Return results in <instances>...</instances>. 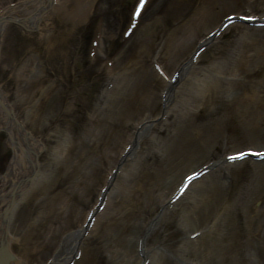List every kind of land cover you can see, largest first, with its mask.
Returning a JSON list of instances; mask_svg holds the SVG:
<instances>
[{
	"label": "rangeland",
	"instance_id": "obj_1",
	"mask_svg": "<svg viewBox=\"0 0 264 264\" xmlns=\"http://www.w3.org/2000/svg\"><path fill=\"white\" fill-rule=\"evenodd\" d=\"M127 1L0 0V99L28 130L0 133V172L11 169L0 186L29 174L13 165L15 142L37 150L32 174L54 196V212L19 205L21 252L41 264L66 245L57 264H264V156L228 159L264 149V0H145L138 17ZM85 224L71 255L61 232Z\"/></svg>",
	"mask_w": 264,
	"mask_h": 264
},
{
	"label": "bare ground",
	"instance_id": "obj_2",
	"mask_svg": "<svg viewBox=\"0 0 264 264\" xmlns=\"http://www.w3.org/2000/svg\"><path fill=\"white\" fill-rule=\"evenodd\" d=\"M78 13H79L78 11H74V12L71 11L70 14L71 15H74V14L77 15ZM78 16H80V15L78 14ZM10 106L11 105H9V109H8L7 104L2 99H0V116L3 119V121H2L3 124L7 128V129L4 128V130L0 129V133H2V132L6 133L7 132L8 135L6 134V136H7L6 137V141H8V137H9V139L13 142L15 140L13 138L12 133L10 132V129L8 128V127H10V124H12L14 122V120L12 119L13 117L10 114V112H11ZM3 109L6 112L4 117H3V114H2L3 113ZM6 116L9 117L10 120H8ZM10 121H12V123ZM15 122L18 123V121H15ZM19 123L21 124V126L23 128L22 122H19ZM27 132H28L27 129H24V131H23V129H21V133L22 134H20V135L22 136L24 133H27ZM26 142H28V141H26ZM26 146L29 148L27 150L28 152L23 153V150L25 149V147L24 146L21 147L19 144H15V142H14L13 147L15 148V150L17 152V153L15 152V154L17 155V159L15 160L13 165H17V162H18V160L20 158V160H22L20 165L22 166L23 163L24 164L25 163L28 164L27 166L30 168L28 170L29 174H32V172L35 171L34 166L37 165L36 160L38 159L39 153L37 152L36 149H32V147L30 145H26ZM248 149H250V148H248ZM238 152L239 151H237L235 153H238ZM23 158L25 160H23ZM13 165L10 166L12 168V170H14L13 168H15V167H13ZM35 168H36V166H35ZM3 169H4L3 170L4 173H5V169L8 170L6 172H9V170H11V169H9L8 164H6ZM29 174H25L23 176H20V174L17 173V175L19 176L18 178L27 179L28 182H32L33 183L32 186L28 189L27 192H22L21 191V186L17 188V186L20 185V184L18 183V185H17L15 180L13 181L14 184L12 185V187H9L10 190H13V188H16V190L10 191L11 194L10 193H5L3 186H0V188H2V190H3V192H0V214L2 212L4 213L3 248H4L5 254L8 257L9 264H25L23 262V260L21 259V257L18 254L15 253V250H14L12 245L14 243H17V244L20 243L21 246L24 248L25 244L29 242V241L24 242L22 239H25V238L22 237L21 234L19 235L17 232H14V230H13V228L11 226V224H14L16 226V220L13 218V215H14V213L17 215V213L20 211L19 209H17L19 207V205L21 204V207H23L25 205L27 206V203L30 202V199H32L35 202V205H37V208L41 204H47V206L51 207L50 208V212H54L53 209H52V206H54V204H50L53 201H49V202L47 201V199L53 200L54 196L52 197L50 194H45V192L42 191V189L44 187L43 184L46 183L45 181L48 179V175L46 173H44L43 175H41L36 180L35 175H33V174L29 175ZM4 176L6 177L5 174H4ZM42 198L45 199L44 203L41 202ZM14 206H17V208H15ZM27 209H28V211L33 213V211L28 206H27ZM102 212H105V209H103ZM19 214H21V212ZM38 214H39V212L36 211L35 215H38ZM16 215H14V217H20V216H16ZM98 221H99L98 218L94 219L93 224H92L93 231L98 230V228H97V225L99 224ZM85 227H86V225L81 227L80 230H79L80 232H78V231L74 232V233H71V232H64L63 233V232H61V235L64 236L63 241L67 237H69V235H70V237L71 236L74 237L73 240H72V238L69 239L70 241L72 240L71 241L72 249L70 250L71 253H74V251L79 247L80 243L83 242L84 238H82V237L85 235V232H86L85 231ZM89 232H91V231H89ZM17 244H15L14 246H16ZM66 248H68L67 245L64 248H62V249H61V246H58V248L56 247V251L61 249L60 252L63 253V255H61L62 258L65 256L64 251H65ZM62 258H56V259L54 258V259H52V260H54V262L51 261V262H49L47 264H56L55 262H57V260H60ZM61 263H64V260L61 261Z\"/></svg>",
	"mask_w": 264,
	"mask_h": 264
},
{
	"label": "snow or ice",
	"instance_id": "obj_3",
	"mask_svg": "<svg viewBox=\"0 0 264 264\" xmlns=\"http://www.w3.org/2000/svg\"><path fill=\"white\" fill-rule=\"evenodd\" d=\"M144 2H145V0H140L139 7L137 8V10L134 13L137 17L140 14V10L143 8ZM245 18H252V17H245ZM253 154L257 155V156H264V153H253ZM246 155H247V153L240 152V153L234 154L233 156L228 157V159L229 160L243 159ZM188 179L191 180L192 177H189ZM186 188H187V185H185L184 188L181 189V191L183 192Z\"/></svg>",
	"mask_w": 264,
	"mask_h": 264
},
{
	"label": "water",
	"instance_id": "obj_4",
	"mask_svg": "<svg viewBox=\"0 0 264 264\" xmlns=\"http://www.w3.org/2000/svg\"><path fill=\"white\" fill-rule=\"evenodd\" d=\"M3 224H4V213L0 214V259L6 260L7 264H9L8 257L3 250Z\"/></svg>",
	"mask_w": 264,
	"mask_h": 264
}]
</instances>
